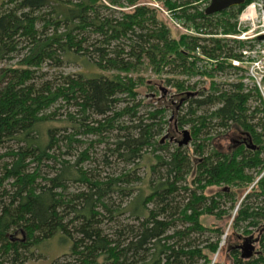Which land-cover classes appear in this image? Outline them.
Listing matches in <instances>:
<instances>
[{
  "label": "trees",
  "instance_id": "obj_1",
  "mask_svg": "<svg viewBox=\"0 0 264 264\" xmlns=\"http://www.w3.org/2000/svg\"><path fill=\"white\" fill-rule=\"evenodd\" d=\"M195 1L9 0L11 8L0 7V62L15 51H25L15 66L0 71V264H24L40 242L55 235L70 243L64 254L69 258L49 264L212 262L223 228L206 226L200 217L226 215L220 198L230 203L232 212L237 191L228 186L213 194L206 191L220 184L242 190L252 180L251 169L264 166L260 156L264 118L258 116L259 107L250 104V100L262 101L257 89L245 91L239 78L222 88L213 81L214 71L242 70L228 60H240L245 43L225 35L236 34V18L251 0L212 15H206ZM154 2L171 13L173 21L193 27L202 36L181 33L173 38ZM102 10H117L118 16L103 15ZM219 29L221 38L216 36ZM20 43L24 45L19 50ZM196 47L208 58L224 60L215 69L201 72L211 78L208 91L190 90L193 87L181 80H163L175 89L169 99L172 110L178 103L186 104L185 113L177 119L179 125L190 124L193 139L201 132L207 136L212 130L235 126L246 136L245 143L229 153L212 147L204 153L207 144L197 143L193 153L202 157L192 162L181 146L164 155H153L150 150L146 158L147 148L162 147L154 137L163 105L145 120L136 116L137 104L117 108L118 103L124 101L122 96L132 102L137 87L144 86L141 76L131 77L139 70L165 76L196 73L194 63L200 59L193 55ZM45 61L82 69L60 80L48 81L45 73L37 79L34 72ZM145 88L154 90V84L147 83ZM206 106L209 110L197 115ZM64 107L67 119L61 120ZM91 114L100 117L94 119L95 127L79 122V117L86 121ZM125 115L128 123L121 122ZM61 124L60 134L56 126ZM115 130L123 133L115 135L102 162L107 166V157L114 156L130 166L126 172L101 176L97 169L84 168L88 148L72 161L66 159L81 142L76 135ZM142 158H146L143 175H132ZM113 198L120 203L114 206ZM125 213L133 223L118 221ZM175 221L181 226L176 227ZM225 226L231 232L228 240L261 231L258 253L248 259L240 257L236 243L228 244L231 264H264V176L241 199ZM204 232L215 239L198 247L193 234Z\"/></svg>",
  "mask_w": 264,
  "mask_h": 264
},
{
  "label": "rangeland",
  "instance_id": "obj_2",
  "mask_svg": "<svg viewBox=\"0 0 264 264\" xmlns=\"http://www.w3.org/2000/svg\"><path fill=\"white\" fill-rule=\"evenodd\" d=\"M8 1V2H7ZM5 3V5H3ZM9 0H0V7L3 6L1 9L4 8H11L12 5L9 4ZM159 5L158 2H154V6L157 8ZM159 10L158 17L162 20L165 21V23L169 26L170 28V32H171V36L173 38L178 39L179 34L184 33V27L181 26V28L177 27L174 24L173 18L171 13H168L167 11H164L162 9H160L159 7L157 8ZM101 13L103 15H109V16H118V12L117 10H102ZM237 21V18H236ZM246 28H248L246 26ZM236 30V27H235ZM217 36L219 38L223 37L222 36V32L219 29L217 31ZM226 37V36H225ZM232 39V38H229ZM22 45L24 44H19L17 46V49H19ZM21 49V48H20ZM19 49V50H20ZM21 52H17L15 51L13 54L9 55V59H6L2 62H0V71L2 69H6L9 66H15L18 62V60L20 59V57L24 54V50L21 49ZM188 61H190V59L188 58ZM194 67L197 68L196 73L193 74H184V75H168L165 76L164 75H151L149 74V71L147 70L146 73L142 72V71H137L135 73L132 74V78L141 76L143 78V81L145 84L152 82V84H154V90H150L145 88V84H143L144 86H139L137 87V95L135 96L134 100L131 101H127L128 100V96H122L124 97V101H121L118 103L117 108H122L124 107V105H134L137 104L136 106V116L137 117H142L143 119H148L147 114L150 112H153L156 109H159L160 105H163V110L164 112L162 113L161 117L159 118L160 120V124H159V128H158V134L155 135L154 137V141H161L160 139L165 136V138L162 140V142H160V146H158L156 144V148L153 149V147L151 148H147V150L144 151V156L147 158V154L148 152L151 150L153 155H164L167 152H171L174 151L175 148L177 147V141H179L182 138V133L181 131L186 129L189 131V126L190 124H185L184 126H180L178 123V120L184 113H185V107L186 104H183L180 106L181 103H178V105L176 106V108L174 110H172L171 106L169 105L170 101L169 99H171L172 94L175 93V89L169 85H166L163 80L167 78H170L171 81L174 80H181L184 81V84H188L191 85L190 90L195 89L194 91H197L198 89H206V91H208L210 85H211V78L208 76H205L203 74H201L202 71H209L210 69H215V67H207L204 62L197 60L194 63ZM145 68V66H144ZM82 69V67H80L79 65H75V64H70V63H54V62H48L45 61L41 64V68L38 70H35L34 74L38 77V76H42L44 73V75L48 80H53V79H58L60 80L61 77H63V75H68V74H73L75 75L77 72H79ZM92 70L97 71L95 68H92ZM235 72V74H234ZM43 75V76H44ZM42 76V77H43ZM213 81L214 83H219V87L222 88V86L225 87V83H229V82H235L237 81V79H240V82L242 83L244 89L246 88L247 90H252V87L250 86V84H247L245 82L242 81L243 79V72L242 71H234V70H230V71H214L213 74ZM42 77H38L42 78ZM60 77V79H59ZM44 78V77H43ZM50 79V80H49ZM150 85V84H148ZM193 85V86H192ZM157 87L159 88V91L157 89ZM127 97V98H126ZM262 99V97H261ZM127 101V102H126ZM172 105L174 104L175 101H172ZM250 104L252 107L254 106H258L259 109L261 110L262 113H258V116L263 117L264 118V114H263V109H264V102L263 99L258 100L257 102H254L252 100H250ZM209 110V107H203L199 110H197V115L199 114H203L206 112V110ZM73 110L74 109H70ZM174 111V112H173ZM60 112H62V117H60V119L64 120L67 119L65 118L66 114H65V107L64 109H61ZM65 115V116H64ZM77 116V115H76ZM75 116V117H76ZM78 117V116H77ZM100 119L99 116L93 115L91 114V117H89L88 120L83 121L81 119V117H79V122L82 123H88L90 126H94L95 127V120ZM121 122H125L128 123L129 121V117L127 115L123 116L121 118ZM156 122V121H155ZM57 125V124H56ZM64 126V125H63ZM59 128V133L61 134V129L62 124L60 126H56ZM69 131V130H68ZM122 131H118L115 130L113 131V133H108L106 131L102 132L101 134H95V133H86V134H79L76 135V138L81 140L80 143L76 144L78 146L77 150L75 152H73V154H71L70 156H68L66 159H69L70 161H72L75 158V155L80 152L81 150H83L84 148H88V156L89 159L83 162V166L84 168H88V169H97V171L100 172L101 176H105V175H119L120 173H124L127 170L130 169V166L128 164H125L123 162H121L118 158H115L114 156H108L107 160L110 162L107 166L103 164L102 160H103V154L105 152V150L111 146V143L113 141V139L115 138V135L119 136L122 135ZM190 133V131H189ZM204 133L201 132V134L199 136L196 137V139H193V136L190 133L191 136V140L189 141V143L185 146H181V151H185L186 155L189 157L190 161H194L196 158H200L202 157V155L196 153H193V150L196 146L197 143H201L204 144L206 143L207 145H203L204 147V153H206V151L209 148H217L218 151L220 152H226L229 153L234 146H236L237 144H243L245 143V139L246 136L244 134L241 133L239 128H235V126H231L229 129L227 130H223L221 128H219L218 130H212V133H209V135L205 136L203 135ZM207 139V140H206ZM101 141V142H99ZM155 143V142H154ZM73 155V156H72ZM204 155V154H203ZM261 157L264 158V151L261 152ZM146 158H142L140 159L141 161V166H139L138 169H135L134 171L136 173H131L132 175H138V176H142L144 169H146L145 167L143 168V161ZM194 170V168H192ZM192 170V174L189 175L187 177V181H189L188 183L191 184V180L194 176L193 171ZM254 170V171H253ZM252 174V180L250 183H248V185L242 189L239 190L237 188L236 185H232V184H220L219 186H214L212 188V186L210 188L207 189V194H213L215 191H217L218 189H221L223 187H229V189L231 188L233 191H237V193H234V198L237 200V203L234 207V209L232 210V212L229 213V206L230 203L226 202V199L224 198H220L219 202H220V208H223L224 210L228 211V213H226V215H224L221 219L216 218L215 216L212 215H204L201 216L200 219L202 220V222L206 225V226H212V224H217L220 229L223 228V234L220 237V242H219V249L218 251L213 254L211 256V260H212V264H231V259L228 255V250H227V246L230 243H236V244H240L241 243V238L240 239H229L231 235V232L228 231V226H225V223H229L232 220V215L235 212V209L237 208L238 204L240 203L241 199L246 195V193L252 191L253 188L256 187V184L259 182V180L264 176V166L261 167V169H251ZM136 185L139 184V182L134 183ZM126 185V184H125ZM190 188H193L194 185L189 186ZM229 191V190H228ZM183 193L182 195H184L185 197H188V194H184V192H180ZM114 203L113 205H118L120 203V201L117 198H113ZM177 200H181V198H177ZM187 198L183 199L182 201H186ZM125 201H127L126 199L123 200L121 202V206H124ZM204 205H208V204H204ZM202 205H199V207H201ZM230 214V215H229ZM176 215L174 214L173 217H175ZM118 221H121L122 223H133L131 221H134L133 218L128 214L125 213L122 216H118ZM176 227H180L181 223L178 221H175L174 224ZM18 238H21V235H17ZM193 237L195 238L194 240V244H197L198 247H202L206 244V242L208 241H212L215 238H213L212 234L209 232H204V233H194ZM69 247H70V243L69 242H65L63 241L58 235H55L47 240H44L42 242H40L34 249L33 252L34 255L37 257V259H34V255L32 256V258L25 262L24 264H49L51 263L54 259H59L61 260H65L68 259L69 256L64 255L66 253L69 252ZM255 249L258 250V244L255 245ZM33 259V260H32ZM210 263V264H211Z\"/></svg>",
  "mask_w": 264,
  "mask_h": 264
},
{
  "label": "built area",
  "instance_id": "obj_3",
  "mask_svg": "<svg viewBox=\"0 0 264 264\" xmlns=\"http://www.w3.org/2000/svg\"><path fill=\"white\" fill-rule=\"evenodd\" d=\"M195 3L205 9L209 4V0H196ZM174 24L181 28L178 22L174 21ZM183 29L184 33L189 35L202 36V33L193 27ZM260 35L264 36L263 3L260 0H251L237 16L236 34L225 35L227 38L245 43V46L240 51L241 59H229L228 61L234 68L241 67L243 72L242 81L257 89L264 102V39L258 40L257 37ZM193 55L197 58L199 57V60L204 62L209 68L215 67L218 62L224 60L221 57L213 59L204 56L199 47L195 48ZM245 91H247L246 88Z\"/></svg>",
  "mask_w": 264,
  "mask_h": 264
},
{
  "label": "water",
  "instance_id": "obj_4",
  "mask_svg": "<svg viewBox=\"0 0 264 264\" xmlns=\"http://www.w3.org/2000/svg\"><path fill=\"white\" fill-rule=\"evenodd\" d=\"M244 1L245 0H209V4L204 9V13L206 15H212L232 7L240 6L244 3ZM260 1L263 3V7H264V0H260ZM257 39L262 40L264 39V36L260 35L257 37ZM181 133H182V138L179 141H177V146H185L191 140V136L188 130L184 129L181 131ZM164 138L165 136H163L160 139L161 140L160 142H162ZM240 248L241 250H243V252L240 254V257L243 259H248L253 254L258 253L254 251V246L249 242L243 244Z\"/></svg>",
  "mask_w": 264,
  "mask_h": 264
},
{
  "label": "flooded vegetation",
  "instance_id": "obj_5",
  "mask_svg": "<svg viewBox=\"0 0 264 264\" xmlns=\"http://www.w3.org/2000/svg\"><path fill=\"white\" fill-rule=\"evenodd\" d=\"M261 231H254L253 233H251L248 237H244L242 238L241 240V243L240 244H237V249L239 251V254H241L243 252V250H241V246L243 244H246V243H251L253 246H254V251L255 252H258L257 249H255V245L257 244L258 242V238H259V234H260Z\"/></svg>",
  "mask_w": 264,
  "mask_h": 264
}]
</instances>
